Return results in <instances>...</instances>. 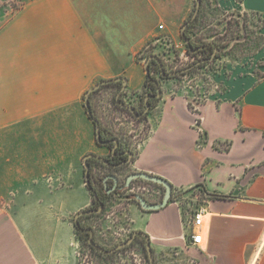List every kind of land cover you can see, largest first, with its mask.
I'll return each instance as SVG.
<instances>
[{"label":"crops","instance_id":"obj_1","mask_svg":"<svg viewBox=\"0 0 264 264\" xmlns=\"http://www.w3.org/2000/svg\"><path fill=\"white\" fill-rule=\"evenodd\" d=\"M261 2L240 8L264 17ZM192 7L193 0H24L1 14L0 199L9 205L0 210V264L66 263V224L75 233L65 206H87L91 192L86 177L80 193L58 183L85 174L87 154L106 152L84 96L118 77L139 96L147 80L141 53L152 42H178ZM191 97L164 90L134 167L195 196L203 187V199L188 212L180 199L140 210L138 228L157 264H264V74L235 72L196 111ZM227 140L229 148L221 145ZM200 208L204 239L194 245L192 212Z\"/></svg>","mask_w":264,"mask_h":264},{"label":"rangeland","instance_id":"obj_2","mask_svg":"<svg viewBox=\"0 0 264 264\" xmlns=\"http://www.w3.org/2000/svg\"><path fill=\"white\" fill-rule=\"evenodd\" d=\"M23 2L24 0H0V20L1 14L12 12ZM242 2L243 0H203L201 12L192 28V39L201 44L216 41L219 45L218 56L210 62H203L188 72L173 77H164L161 68L153 65V72L163 92L165 89L183 90L186 94H190L192 96L190 107L196 111L198 104L205 102L212 94L223 91L225 80L231 78L235 72L244 73L246 70L254 69L260 74H264V17L259 13L243 12L240 8ZM261 3L264 4V2ZM195 6L196 2L193 0L189 17L193 14ZM151 55H157L161 59L166 72H173L212 56V50L193 54L189 51V46L181 35L178 42H172L169 39L152 42L141 53L140 57L146 61ZM171 83L173 86L169 85ZM120 88V82L118 84L109 83L94 91L91 94L92 98H90L91 105L93 103L95 107L92 105V110L108 129L126 138L138 156L141 142L147 137L152 127L149 115L153 109L146 117L138 118L132 111L116 102ZM146 95L141 93L135 97L128 95L125 91L124 95L120 96V100L132 104L136 110H139L145 107L144 98ZM159 99L157 98L153 102V108L156 107ZM203 141L204 136L201 137V143ZM221 145L226 147L227 143L223 142ZM84 175L82 171L78 172V170L66 174L64 179L58 183L57 189H64L67 193L71 189H75V192L80 193V188H84ZM137 185H146L147 188H137L138 191L124 194L128 198L112 204L104 215L111 217L108 218V223L102 227V230L110 235L113 242L126 237L130 233L129 229L143 226V221L137 219V212L144 209L137 206L136 202L131 203L134 201L133 195L137 193L144 197H150L148 189L153 190V187L158 186L141 180ZM191 191L193 188L184 191L176 187L173 188L172 198L173 200H181L185 212L191 211L193 205L200 203L205 193L203 187L198 190L195 189L198 191L197 196L193 193L194 191ZM8 205L7 199H0V210L6 209ZM65 207L67 221L72 219L76 212L84 208L77 210L76 206L68 203ZM194 212L195 210L192 213L194 214ZM129 217L134 219L130 225L127 220ZM66 239L65 264H72L73 262L74 264H150L147 250L141 240L124 249L120 254L103 257L87 247L79 248L77 246L78 241L74 238V234L67 224ZM72 241L74 244L70 249L68 246L69 242Z\"/></svg>","mask_w":264,"mask_h":264},{"label":"flooded vegetation","instance_id":"obj_3","mask_svg":"<svg viewBox=\"0 0 264 264\" xmlns=\"http://www.w3.org/2000/svg\"><path fill=\"white\" fill-rule=\"evenodd\" d=\"M203 45H207V47H205L204 49L212 47L213 53L216 51V55H217V52L219 50V45L216 41L214 40L208 41V43L202 44L201 46ZM119 82L121 84V88L116 96L117 103H118V99L120 100V96H123L125 92V90L121 91L123 82L122 81ZM152 94H157V90L156 93H152ZM156 99L157 98L150 99L151 102H150L149 111L138 118L146 117L148 113H150V111L154 107L153 102ZM120 102L133 106L128 102H122L121 100ZM144 104H145V98H144ZM92 105L94 107L93 103ZM124 108L130 110L127 107ZM145 109H146V105L144 109H139L137 111L139 113H142ZM100 123H101L102 142H100L97 139V127H96V140L99 146L106 148V152L89 153V154L97 155L100 158L90 157L87 160V162L90 165V171H89L90 184H88V187L91 192V202L83 209L76 212L71 220L72 225L75 229V238L78 241L77 246L79 248H82L84 246L90 249L91 251L100 254L103 257H110L120 254L121 251H123L124 249L128 248L133 244L138 243V241L141 240L142 243H144V248L147 250L146 237L140 234L134 236V233L136 231H143L142 229L139 228L129 229L130 233L126 237L122 238V240H119L117 242H113L110 235H108L106 232H103L102 230V227H105L106 224L108 223L107 222L108 218L111 217L110 215L108 216L107 215L104 216V215L106 214V212L108 211V209L111 207L112 204H115L116 202L124 198H128L127 196H124V194L126 195L131 191H138L137 188L146 189L147 188L146 185L143 186L137 185L140 180L147 181L150 184H156L158 186V187H153V190L148 189L150 192L149 193L150 197L148 196L144 197L137 193L133 195L134 201H132L131 203L136 202L138 204L137 206H139L141 209L144 210H149V209H145L143 207L138 197L139 196L143 197L148 204H157L163 200L166 193V188L163 185L158 184L154 181L147 180L140 176H137L139 173H142V171L134 167V163L137 159V156L131 144L128 142L126 138L122 137L121 135H117L116 133H113V131L108 129L104 124H102L101 121ZM85 177L87 181L86 166H85ZM172 196H173V189H172L171 198ZM81 211H89V212L80 214L77 217V213ZM127 220L129 221L128 222L129 225L132 223V221H134V219L130 217ZM131 238L133 239L129 244H126L121 248H117L119 245L127 242ZM99 247L103 248L108 253L102 251ZM115 248L117 249L112 251ZM152 250L155 258L153 247ZM147 254H148V250H147ZM148 259H149V255H148Z\"/></svg>","mask_w":264,"mask_h":264},{"label":"water","instance_id":"obj_4","mask_svg":"<svg viewBox=\"0 0 264 264\" xmlns=\"http://www.w3.org/2000/svg\"><path fill=\"white\" fill-rule=\"evenodd\" d=\"M195 2H196V6H195V10H194L193 14L191 15V17L182 26V35H183V38L186 41V43L188 44L189 49L193 53L198 52V51L204 49L205 47H207V45H203V46H198V47L195 48V47H193L190 38H188L187 36H185V29L187 28V26L192 21H194L198 17V15L200 13V10H201V7H202V0H195ZM216 50H217V48H216ZM215 56H216V51L213 53V55L211 57L205 58L203 60H199V61H197V62H195V63H193V64H191V65H189V66H187V67H185L183 69L176 70V71H173V72H166L165 69H164V67H163V63H162L161 59L157 55H151L145 61V66H146L147 74L149 75L150 74V62H151V60L155 59L158 62L160 68H161L162 75L164 77H173V76H176V75H179V74L186 73L189 70H191L192 68L201 65L203 62H210V61H212V60L215 59ZM119 81H122L123 82L121 91L125 90L126 89V84H127L126 79L124 77H118V78H113V79L103 80L101 82H98L95 86H93L92 88H90L86 92V96H85V106L87 108V111H88L89 115H92V120L95 121V123H96V127H97V139L100 142H102L101 141V123H100L99 119H97V117L93 115V110H92V105H91V99H90V97H91V94L94 91H96L97 89H99L102 85L109 84V83H114V82H119ZM154 82H155V84L158 85L157 94H148V95L145 96L146 109L142 113H139L134 106L128 105L126 103H121L119 99H118V103L121 104V106H124V107L129 108L133 112V114H135V116L141 117L142 115L146 114L149 111V109H150V99L151 98H161V96H162L163 91H162V88L159 86L158 80H154ZM90 157L100 158L99 156L94 155V154H88V155H86V157H85V166H86L87 184H90V180H89L90 165L87 162L88 158H90ZM137 176H140V177H142L144 179H147V180L154 181V182H156L158 184L163 185L166 188V193H165V196H164L163 200L160 203H157V204H148L143 197L139 196L138 198L141 201V203H142V205H143V207L145 209L158 210L160 208L165 207L167 204H169L170 198H171V195H172L173 186H172V184L168 180H166L165 178H162L160 176L151 175V174L146 173V172L139 173ZM96 211H99V210H96ZM88 212L89 211H81V212L77 213V217L80 214L88 213ZM137 234H140V235L146 237V239H147L146 246H147V250H148V255H149L150 263L151 264H156V261H155L154 255H153L152 244H151V240H150L149 234H147L144 231H136L134 233V236L137 235ZM132 239L133 238H131L127 242L119 245L117 248H121L122 246H124L126 244H129L132 241ZM99 248L102 251L108 253L103 248H101V247H99ZM117 248L113 249L112 251L116 250Z\"/></svg>","mask_w":264,"mask_h":264},{"label":"trees","instance_id":"obj_5","mask_svg":"<svg viewBox=\"0 0 264 264\" xmlns=\"http://www.w3.org/2000/svg\"><path fill=\"white\" fill-rule=\"evenodd\" d=\"M202 4H203V0H202ZM201 9H202V7H201ZM200 12H201V10H200ZM199 16V15H198ZM191 17V16H190ZM189 17V18H190ZM188 18V19H189ZM187 19V20H188ZM197 19H198V17L194 20V21H192L188 26H187V28L185 29V36H187L188 38H190V40H191V43H192V45H193V47H198V46H201L202 44H206V43H208V42H204V43H197V42H195L193 39H192V35H191V32H192V28L194 27V23L197 21ZM186 20V21H187ZM185 21V22H186ZM209 50H212V53H213V48L212 47H210V48H207V49H202V50H200V51H198V52H206V51H209ZM189 51L191 52V50L189 49ZM193 54H195V53H193ZM218 55H216V57H217ZM208 57H210V56H208ZM153 65H157L158 67H160L159 66V64L155 61V60H151V62H150V74L148 75L147 74V80H146V83H145V88L143 89V91H142V93H144L145 95L147 94H152V93H156V90H157V85L155 84V82H154V80H157L156 79V76H155V74H154V72H153ZM90 98H92V95H91V97ZM151 102V101H150ZM93 115L94 116H96V114H95V112L93 111ZM90 118L92 119V115H90ZM93 123L95 124V121H93ZM198 124H200V121H198ZM205 134H203V133H201V136H204ZM199 143H201L200 141H199ZM226 143H227V147L226 148H229L230 147V145H231V141L230 140H227L226 141ZM198 186V185H197ZM213 197H225V195H219V194H213ZM170 201H173V198H171V200Z\"/></svg>","mask_w":264,"mask_h":264},{"label":"built area","instance_id":"obj_6","mask_svg":"<svg viewBox=\"0 0 264 264\" xmlns=\"http://www.w3.org/2000/svg\"><path fill=\"white\" fill-rule=\"evenodd\" d=\"M203 223H204V210L200 208L194 212L191 220V230L189 233V238L191 239V242L194 245H200L203 242L204 236L200 232V228L203 225Z\"/></svg>","mask_w":264,"mask_h":264}]
</instances>
